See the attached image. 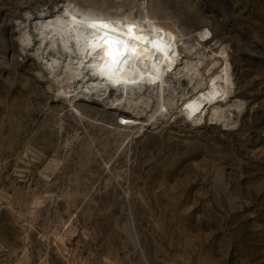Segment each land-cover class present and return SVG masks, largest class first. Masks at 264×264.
<instances>
[{
  "label": "rangeland",
  "instance_id": "1",
  "mask_svg": "<svg viewBox=\"0 0 264 264\" xmlns=\"http://www.w3.org/2000/svg\"><path fill=\"white\" fill-rule=\"evenodd\" d=\"M66 11L180 32L178 66L85 92L101 61ZM0 264H264V0H0Z\"/></svg>",
  "mask_w": 264,
  "mask_h": 264
},
{
  "label": "bare ground",
  "instance_id": "2",
  "mask_svg": "<svg viewBox=\"0 0 264 264\" xmlns=\"http://www.w3.org/2000/svg\"><path fill=\"white\" fill-rule=\"evenodd\" d=\"M65 14H66V17H64L65 21H58L56 26H59L60 29H62V32H61L62 34L69 33L70 34L69 36H71V38L78 44V47L83 52L86 51V48H85L86 36L89 31V29L86 27V23L95 18H104V19L113 20V21H117V20L121 21V27L129 23H135L138 27V30L142 29L145 34L150 35L152 34V30L156 29V30H162V34L165 35L166 39L169 36L174 38V42L172 44L174 53L170 54L171 63L163 64L161 61L162 66H161V71L159 74L156 72L144 71L143 67H141L140 72H137L131 75L127 71L120 73L118 75L112 74V79H117L120 76L124 75L126 79L131 80V81H137L136 83L139 85L162 86L164 85L166 77L171 72H173L178 66L180 56H181L180 54L181 36L179 35L180 32L178 33L177 31L171 28H168L166 26H163L159 23H156L152 20H138V19L129 18L126 16L112 17V16H106L103 14L96 15V14H92L88 12H77V11H71V12L66 11ZM74 17L75 19H73ZM80 21H84L85 24L82 25ZM207 36H208V33L206 32H203L201 34V38H206ZM47 66L52 73H55L57 66H58V62L56 60L48 61ZM152 78H155V82L149 83L148 81ZM96 79L97 81H94V83H92L91 85H87L82 90L85 92L90 90L95 94H101V90H100L101 85L106 86L107 83L105 82L103 84H100L101 80L105 78L98 77ZM119 85H123V83H119ZM230 85H231L230 68L226 64L222 67V69L217 74L213 75L208 80L206 88L204 90H201L198 93L194 94L193 96L187 98L181 104L180 106L181 113L188 121L192 123H195V124L202 123L207 109L210 106L217 103L218 101L223 100L228 96ZM61 93H63L62 95H65L66 92L63 90ZM190 105L192 106L191 109L189 108ZM196 108H198L199 111L193 113V110Z\"/></svg>",
  "mask_w": 264,
  "mask_h": 264
},
{
  "label": "snow or ice",
  "instance_id": "3",
  "mask_svg": "<svg viewBox=\"0 0 264 264\" xmlns=\"http://www.w3.org/2000/svg\"><path fill=\"white\" fill-rule=\"evenodd\" d=\"M75 19V17L73 18ZM83 25L84 21H80ZM89 29L86 36L85 48L90 57L100 58L99 73L101 77L112 80V74L127 71L130 75L141 71L160 73L161 61L171 63L170 54L174 53L173 37L165 38L162 30H152V34H145L138 30L135 23L121 27V21L95 18L86 23ZM114 84L123 81L112 80ZM136 83L137 81H130ZM154 83L155 78L148 81ZM191 109L192 106L190 105ZM199 111L198 108L193 110ZM191 118V117H190Z\"/></svg>",
  "mask_w": 264,
  "mask_h": 264
},
{
  "label": "water",
  "instance_id": "4",
  "mask_svg": "<svg viewBox=\"0 0 264 264\" xmlns=\"http://www.w3.org/2000/svg\"><path fill=\"white\" fill-rule=\"evenodd\" d=\"M85 64H86V63H85ZM168 73H170V72H168ZM113 74L116 75L115 73H113ZM94 81H97V79L95 78ZM98 82H99V81H98ZM105 82L107 83L106 86L101 85V87H100L101 95H105V92H106V88H107V87H108V88H111V89H116V88H114V87L108 82L107 79H102L100 84H103V83H105ZM92 83H94V82H92Z\"/></svg>",
  "mask_w": 264,
  "mask_h": 264
}]
</instances>
